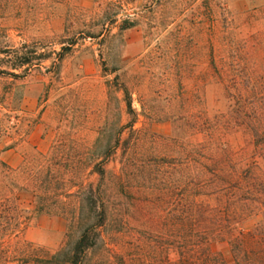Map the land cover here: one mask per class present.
Segmentation results:
<instances>
[{
	"label": "trees",
	"instance_id": "16d2710c",
	"mask_svg": "<svg viewBox=\"0 0 264 264\" xmlns=\"http://www.w3.org/2000/svg\"><path fill=\"white\" fill-rule=\"evenodd\" d=\"M192 13L199 56L205 36L210 45L192 88L180 81L179 91L149 98L118 80L112 138L74 144L67 157L52 146L1 164L0 264H89L95 250L92 264H126L134 231L144 239L136 238L138 264H264V0H201ZM11 56L12 68L46 58L26 42ZM187 69L178 67L182 81ZM206 85L222 107L206 106ZM160 120L171 133L150 129ZM112 160L118 167L107 169ZM24 194L34 211L67 217L78 232L68 250L22 238ZM217 242L228 244V257L210 250Z\"/></svg>",
	"mask_w": 264,
	"mask_h": 264
},
{
	"label": "rangeland",
	"instance_id": "374dc122",
	"mask_svg": "<svg viewBox=\"0 0 264 264\" xmlns=\"http://www.w3.org/2000/svg\"><path fill=\"white\" fill-rule=\"evenodd\" d=\"M200 1L0 0V58L4 60L0 62V171L2 163L14 167L23 157L45 153L52 146L67 157L74 144L87 140L103 144L112 138L121 96L114 90L118 80L135 84L137 94L149 98L179 91L180 81L192 88L198 67L210 64L207 36L201 42L205 56H199L196 48L199 17L192 10ZM239 2L228 0L229 7ZM124 20L133 25L121 29ZM208 27L206 20L204 29ZM24 42L46 58L12 68L7 58ZM62 46L67 48L61 50ZM179 66L188 68L183 81L177 75ZM165 71L170 72L169 86ZM203 90L209 109L222 107L217 90L210 85ZM162 97L159 106L164 104ZM134 106L139 107L137 100ZM149 126L159 134L172 131L169 120ZM117 167L116 160L107 164V169ZM21 200L22 238L51 251L68 250L78 232L68 230L67 217L34 211L29 195ZM136 238L144 242L135 231L126 239L130 242L125 247L126 264L142 259L134 254ZM210 250L225 257L230 254L225 242L213 243ZM99 253L91 254L89 264Z\"/></svg>",
	"mask_w": 264,
	"mask_h": 264
}]
</instances>
